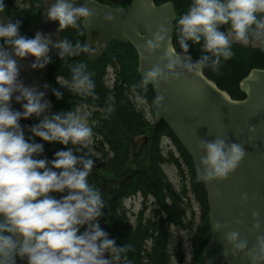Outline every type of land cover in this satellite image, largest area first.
<instances>
[{"label": "clouds", "instance_id": "clouds-1", "mask_svg": "<svg viewBox=\"0 0 264 264\" xmlns=\"http://www.w3.org/2000/svg\"><path fill=\"white\" fill-rule=\"evenodd\" d=\"M89 3L53 0L44 16L57 22L60 31L80 30L81 21L95 15ZM5 7V0H0V16L5 17L0 21V264H17L18 260L22 264H130L126 254L131 245L117 244L100 227L104 200L88 180L94 160L82 152L93 136L86 114L76 109L49 112L44 91L26 86L19 78L18 61L25 57H32V69H43L51 62L50 48L61 61L90 56L96 49L79 40L53 41L50 34L40 31L33 36L21 34V20L4 16ZM104 20L111 21V14L106 13ZM167 39V28L158 26L144 41V49L151 53ZM233 43L264 46V0H191L176 20L175 44L143 72L131 90H146L150 84L159 88L162 82L204 68L215 72L222 60L232 57ZM190 44L199 45L196 59L188 51ZM68 70L67 79L56 77L61 88L95 99L96 85L86 63H69ZM61 88H51L56 99L63 95ZM163 99V94H156L152 104L159 106ZM113 100L107 96L101 109L105 116L114 110ZM13 102L20 108H13ZM29 118L37 122L21 124ZM45 142L68 147L49 159L42 155ZM198 149L203 153L199 165L205 182L225 179L246 154L242 143L221 136L201 138ZM246 199L241 196L242 203ZM251 215L256 218L258 213ZM226 227L220 222L213 225L216 231ZM259 227L256 221L253 228ZM224 242L231 254L244 253L249 264H264V234H257L248 247V241L234 229L224 234Z\"/></svg>", "mask_w": 264, "mask_h": 264}, {"label": "trees", "instance_id": "trees-1", "mask_svg": "<svg viewBox=\"0 0 264 264\" xmlns=\"http://www.w3.org/2000/svg\"><path fill=\"white\" fill-rule=\"evenodd\" d=\"M96 1L117 8L126 7L131 2ZM167 2H172L175 10L174 45L176 20L187 10L191 0H155V5ZM5 4L3 14L8 19L21 20V34L31 36L26 27L38 20L41 0H5ZM61 38L85 42L82 28H65L61 30ZM188 51L196 59L200 54L199 45L190 44ZM232 51V57L222 60L217 71L204 68L203 73L232 99L240 100L244 95L238 88L239 82L250 70L264 69V46L233 43ZM80 61L85 62L92 73L97 93L95 99L61 88L56 81V77L67 79L70 75L68 64ZM47 80L50 88H61L63 92L60 99L51 95V112L81 111L86 114L87 122L93 129L94 153L87 148L82 152L94 160L88 180L100 191L104 200L99 217L100 227L115 237L117 244L131 245L126 254L130 264H185V254L179 249V243L172 246V230L183 231L189 241L188 264H201L200 254L209 237L206 195L195 181L190 158L168 128L163 123L153 126L147 112L140 108L143 104L153 117L154 95L151 87L146 90L137 88L135 93L131 90V86L140 80L135 50L129 44L111 41L95 62H88L85 55L66 61L56 56L48 64ZM108 95L114 97V110L105 116L101 109ZM27 120L28 123L25 119L21 124L37 122L33 118ZM62 147L68 145L45 142L42 155L51 159L53 153ZM72 147L76 149L80 146ZM164 166L173 168L178 179L177 186L169 181ZM136 197L141 200V207L135 213L126 207V203ZM191 202L195 204V209ZM17 264L22 262L18 260Z\"/></svg>", "mask_w": 264, "mask_h": 264}, {"label": "water", "instance_id": "water-1", "mask_svg": "<svg viewBox=\"0 0 264 264\" xmlns=\"http://www.w3.org/2000/svg\"><path fill=\"white\" fill-rule=\"evenodd\" d=\"M42 9L37 21L27 25L33 36L37 31L50 34L53 41L61 39V31L55 21H47L44 10L53 0H41ZM84 3L85 0H77ZM88 6L95 15L81 21L85 42L96 51L85 55L88 62L100 59L111 41L129 44L137 54V73L141 79L145 70L159 62L165 49L171 50L175 10L172 2L155 5V0H131L128 6L117 8L90 0ZM112 20L105 21V14ZM4 15V14H3ZM5 16V15H4ZM5 17L0 16V21ZM158 26L168 30V39L151 53L145 51L144 41ZM97 41L98 45L93 46ZM51 60L57 56L55 49L48 53ZM32 57L18 61L19 78L26 86L36 87L50 101L51 88L46 87L47 67L32 69ZM151 87L152 93L163 94L161 105H154L153 126L163 123L190 158L195 181L202 186L207 201L209 237L201 251V264H249L244 253L233 255L224 242V234L237 230L251 247L257 234H264V69H252L239 82L243 99L234 100L218 88L203 73H185L179 79L162 82L159 88ZM15 109L19 103H12ZM26 123L28 120L26 119ZM253 130L249 131V127ZM221 136L226 141L243 144L245 156L236 169L223 180L205 182L201 179L199 160L203 153L198 149L201 138L211 140ZM246 196V202H241ZM255 211L258 216L251 214ZM259 222L260 227L253 225ZM216 222L227 224L220 231L213 229Z\"/></svg>", "mask_w": 264, "mask_h": 264}, {"label": "rangeland", "instance_id": "rangeland-1", "mask_svg": "<svg viewBox=\"0 0 264 264\" xmlns=\"http://www.w3.org/2000/svg\"><path fill=\"white\" fill-rule=\"evenodd\" d=\"M140 108H143L145 112H147V116L150 120H152V118L150 117V115L148 114L147 109L143 106V104L140 105ZM93 139L91 138L90 143L87 145V149L91 152L94 153L93 151ZM164 145H166V142L164 143ZM169 149V148H168ZM164 172L167 175L169 181L174 185L177 186L178 185V179L175 176V172L173 170V168H171L170 166H164ZM192 208L195 209V204L193 202H191ZM126 207L132 209L135 213L140 209L141 207V200H139V198H134L133 200H129L126 203ZM171 241H172V246L176 245L179 243L180 245V250L182 251V253L185 254V259H184V263L188 264L189 262V241L187 239V237L185 236L183 231H177V230H172L171 231Z\"/></svg>", "mask_w": 264, "mask_h": 264}]
</instances>
